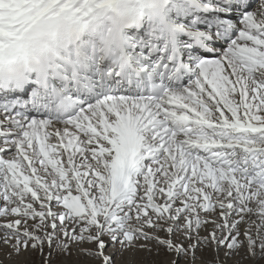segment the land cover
Returning a JSON list of instances; mask_svg holds the SVG:
<instances>
[{"label":"snow or ice","instance_id":"6c2138e0","mask_svg":"<svg viewBox=\"0 0 264 264\" xmlns=\"http://www.w3.org/2000/svg\"><path fill=\"white\" fill-rule=\"evenodd\" d=\"M109 23L119 68L83 39ZM0 232L100 264L264 258V0H0Z\"/></svg>","mask_w":264,"mask_h":264},{"label":"rangeland","instance_id":"374dc122","mask_svg":"<svg viewBox=\"0 0 264 264\" xmlns=\"http://www.w3.org/2000/svg\"><path fill=\"white\" fill-rule=\"evenodd\" d=\"M240 228H241V226H240ZM208 229H211V227H209ZM240 232H241V230H240ZM251 233L253 235V238L254 237L256 238V228L251 229ZM160 235H161V237H163L164 233H161ZM239 239H240V237H239ZM174 240L177 243V245H180L179 243L181 242V236L179 234H177L174 237ZM141 242H142L141 244L143 245L144 242L143 241H141ZM184 243H185L184 244L185 246L188 245L190 247L187 240H185ZM1 244H3L5 247H8V245H5L4 243H1ZM54 246L55 245H53V247ZM82 247L85 249H88L89 247L94 249L96 246L95 245H83ZM139 247L140 246H137V248H139ZM148 248L151 249L150 252L147 250L141 251V250H135V249L132 251H124L123 253H121L119 251L118 257H117L118 259L117 260L114 259L113 264H123V263H125V261L127 262V260L133 256H134V258L138 264H144V263H147V264H159V263H161V264H163V263L164 264H172V262L176 259V256L174 254H169L163 248L158 249V247L155 243L149 244ZM12 251L14 252V250H12ZM70 251H71V254H69L68 252H61L59 249L52 251V249H50L49 246L47 244H45V246L43 248V254H41V252L39 250L31 251L28 249L27 251H22L19 255H16L14 253V255H15L14 260L11 258V259H8L6 261L8 263H15V264H100L99 261H85L84 256L77 255V250L74 246L70 247ZM257 251H259V249H257ZM50 252H51V255H49ZM126 252L128 253L129 257L123 256L124 253L127 254ZM157 252L159 254H157ZM220 252L221 253H219L220 255L217 258L215 247L213 244H209L206 247L202 246V247H199L196 249L195 260H193L192 256L189 254L188 257L181 259L179 261V264H195V263L196 264H200V263L205 264V262H214L217 259L219 261H221L222 264H264V258H256V259L251 258V256L249 255L248 252H246L244 247H242L239 250V252L236 255L232 256L231 258H226L225 251H220ZM203 253L208 254V255H206V259L209 258V260L203 259L204 258V257H202Z\"/></svg>","mask_w":264,"mask_h":264},{"label":"clouds","instance_id":"9594fccd","mask_svg":"<svg viewBox=\"0 0 264 264\" xmlns=\"http://www.w3.org/2000/svg\"><path fill=\"white\" fill-rule=\"evenodd\" d=\"M112 28L111 23H109L105 29L98 32L94 36H85L83 39H91L96 44L99 51V55L104 57L102 61L103 64L111 63L115 67L119 68L121 64L124 63V58L127 55V47L121 39L122 34H126L128 29H124L123 33L113 29L111 32L108 29ZM165 38L168 37V33H164ZM49 58H42L41 65L43 67L47 66Z\"/></svg>","mask_w":264,"mask_h":264},{"label":"bare ground","instance_id":"6f19581e","mask_svg":"<svg viewBox=\"0 0 264 264\" xmlns=\"http://www.w3.org/2000/svg\"><path fill=\"white\" fill-rule=\"evenodd\" d=\"M198 51V50H197ZM30 97V90H26L25 91V93H16V94H12V96H11V98H13V99H15V98H21V99H28ZM249 219H251L252 221H257L258 220V218L256 217V216H252L251 218H249V217H245V220L247 221V220H249ZM241 226V228H240V230H241V236H240V240H242V241H244L245 240V237H244V235H243V233L246 231V228H247V224H241L240 225ZM209 227H211V226H209ZM208 227V228H209ZM252 229H255V226H253V228ZM210 231H211V229H207V230H202V232L200 233V236H201V238H204V237H207L209 234H210ZM2 233V232H1ZM0 233V237H2V234ZM255 238V237H254ZM105 240H107V238H105ZM1 243H3V240L2 239H0V264H15V263H8L6 260H8V259H13L14 260V257H15V255H14V252L12 251V250H14V249H12V247H11V245L9 244L8 245V247H5L3 244H1ZM12 243H15V241H13ZM142 242L141 241H139V242H137V246H141L142 244H141ZM180 244V243H179ZM185 244V243H184ZM188 246V245H187ZM244 248H245V250H246V252H248V249H247V246H246V244H245V246H244ZM29 250H31V251H33L31 248H29ZM120 250H119V246H113V245H111V244H109V246L106 248V250H105V252H106V254L107 255H109L111 258H112V261L114 260V259H118L117 257H118V252H119ZM220 251H225V250H223V249H221ZM127 253V252H126ZM207 253V252H206ZM206 253H203L202 254V257H204L203 259H206V255H208V254H206ZM219 253H221V252H219ZM205 254V255H204ZM130 255V254H129ZM190 255H191V253H190ZM204 255V256H203ZM211 255V254H210ZM220 255V254H219ZM123 256H127V257H129L128 256V253L127 254H125L124 253V255ZM133 256V255H132ZM218 258V257H217ZM50 259V258H49ZM208 260H209V258H207ZM206 259V260H207ZM130 260H134L135 261V264H138L137 263V261L135 260V258H134V256L133 257H131V258H129L128 260H127V262L125 261V263H123V264H129V261ZM191 260V259H190ZM205 260V261H206ZM81 261V260H80ZM162 261V260H161ZM166 261V260H165ZM224 261V260H223ZM45 262V261H44ZM67 262V261H66ZM193 263V262H192ZM144 264H147V263H144ZM159 264H161V263H159ZM164 264V263H163ZM196 264V263H195ZM201 264V263H200Z\"/></svg>","mask_w":264,"mask_h":264}]
</instances>
